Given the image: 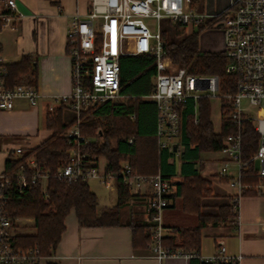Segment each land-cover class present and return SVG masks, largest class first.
<instances>
[{"label":"built area","instance_id":"2783aa9c","mask_svg":"<svg viewBox=\"0 0 264 264\" xmlns=\"http://www.w3.org/2000/svg\"><path fill=\"white\" fill-rule=\"evenodd\" d=\"M90 8L84 14L73 17L68 31V56L71 62V92L55 96L48 113L58 105H65L76 114V123L66 132L68 144H87L89 139L80 131L81 114L105 104H118L126 99L121 94L120 58L127 55H152L156 59L157 73L153 79V91L144 97L155 103L158 110L157 136L160 149L173 151L180 146L182 128L181 106L189 100L198 103L207 97L218 99L221 107L227 108V119L236 125L237 131L228 136L219 151L222 164L217 172L220 178L228 179V185L236 190L234 210L247 192L264 190V0H227L226 7L211 14L197 11L192 0H87ZM19 13L15 0L0 4V111H11L17 100L28 101L36 106L41 99L37 87L28 82L9 86V64L2 55L1 33L14 25ZM216 19L215 25L224 31L225 47L222 52L229 59L225 72L234 77L235 91L221 92V79L217 75L189 74L179 68L166 55L165 33L167 27L198 29L200 23ZM156 22V26L147 23ZM167 26H163V22ZM257 108L262 113L254 116L244 106ZM130 118H134L130 116ZM245 122L252 124L258 134V148L248 159L242 157ZM199 124V119L195 120ZM23 149L16 148L19 156ZM175 154V155H176ZM256 164L257 184L243 182L244 169ZM258 164V165H257ZM233 166V167H232ZM27 167L12 174L0 172V264H36L45 258L38 250H23L16 244L20 218H12L7 210L14 194L22 195L38 184L47 197L49 172L41 171L34 157ZM235 175L231 177V170ZM57 176L68 182L98 180L111 188L115 174L106 173L101 159L82 153L76 148L70 151L67 165L57 171ZM123 182L129 191L141 188L150 190L146 212L149 240L147 248L153 258L168 257L198 258L201 264H244L241 254L228 251L220 242L216 252L202 256L183 250L170 252L164 247L167 229L163 214L172 205V196L177 191L176 181L158 173L154 176L133 174L125 165ZM51 257V256H50Z\"/></svg>","mask_w":264,"mask_h":264},{"label":"trees","instance_id":"16d2710c","mask_svg":"<svg viewBox=\"0 0 264 264\" xmlns=\"http://www.w3.org/2000/svg\"><path fill=\"white\" fill-rule=\"evenodd\" d=\"M194 3L198 0H192ZM216 19L206 20L198 29L178 41L165 39V51L179 68L189 74L217 75L221 79V92L235 91L234 77L225 72L229 59L224 52H201L200 33L214 25ZM180 28V26H177ZM175 27V29H177ZM166 34V33H165ZM30 70L29 63L23 59L20 63L9 65V86L21 82V77ZM156 59L152 55H127L120 58L121 94L126 99L118 104H105L81 114L79 124L83 136L89 139L87 144L70 145L66 132L76 123V114L71 122L63 119L61 105L46 116V128L52 132L49 139L39 147L24 151L21 155H12L7 159L5 172L12 174L27 167V162L34 157L41 171L49 172L47 197L38 184L31 191L22 195L14 194L7 205L12 218H27L34 221L37 230L34 235L18 234L16 244L23 250H38L42 257L52 256L59 246L66 231L65 221L74 212L81 228L120 226L121 209L130 197L129 187L123 182L125 165L133 174L154 176L161 173L167 178V164L175 150L160 149L157 136L158 110L152 101L144 97L153 91V79L156 76ZM221 129L216 132L211 120V100L207 97L198 103L189 100L181 106L182 128L178 152L183 159V180H176L177 191L172 198H181L183 211L197 216V225L193 228L175 229L180 241L175 237L165 236L164 247L170 252L183 250L187 253H200L202 230L208 223H220L237 216L233 211L236 204L220 209L218 216H205L201 213V200L211 194V184L196 171L184 174V163L189 153L219 152L226 138L237 131L236 125L227 119V108L221 107ZM133 116L134 118H130ZM199 119V124L195 120ZM242 157L248 160L257 150L259 137L253 126L245 122ZM194 146L193 150L191 147ZM76 148L82 153L104 159L106 173L116 175L114 185L118 189V201L110 208L99 210L96 193L88 182H68L58 178L59 168L68 164L70 151ZM256 164L244 169L243 182L257 184ZM168 171V172H167ZM133 234V244L137 248L145 247L149 236L146 226L129 224Z\"/></svg>","mask_w":264,"mask_h":264},{"label":"crops","instance_id":"0c3cea01","mask_svg":"<svg viewBox=\"0 0 264 264\" xmlns=\"http://www.w3.org/2000/svg\"><path fill=\"white\" fill-rule=\"evenodd\" d=\"M3 1L0 0V4ZM15 1L21 15L16 17L13 26L1 33L2 55L9 65L18 64L23 59L28 61L30 70L21 77V82L35 85L41 93V99L36 106L20 99L16 101L13 110L0 111V172L5 170L6 161L16 148L30 151L51 137L52 132L45 124L48 107L53 104L55 96L67 95L72 88L68 31L73 17L86 14L90 8L87 0ZM198 3L201 6L200 12L214 13L212 5L215 0H198L194 6ZM217 5L219 11H222L227 0H218ZM214 100L211 101L213 124ZM219 104L221 129L220 101ZM74 117V111L67 107L63 109L66 123ZM220 129L215 131L219 132ZM186 158L188 161L184 163V174L196 171L211 184V194L203 196L201 200L202 215L218 216L221 208L233 206L236 190L228 185V179L217 175L222 155L219 152L189 153ZM167 164L172 166L167 169H171L167 171L170 176L168 179L182 181L181 153L170 155ZM230 174L231 177L235 175L234 169ZM104 189L99 195L91 188L98 197L101 212L113 207L118 201L116 185ZM136 192L133 190L129 193V200L121 209L120 226L81 228L75 213L71 212L65 221L66 231L55 253L36 264H201L198 258L168 257L157 260L152 257L147 244L141 248L134 246L129 224L145 225L147 234L149 228L146 205L150 190L141 188ZM172 200V205L163 214V223L167 229L166 236L175 237L179 242L175 229L193 228L198 218L183 211L181 198ZM236 212L237 216L226 222L207 224L202 230L200 255L214 254L217 245L222 242L229 252L241 254L244 264H264V190L247 192L241 197Z\"/></svg>","mask_w":264,"mask_h":264},{"label":"rangeland","instance_id":"374dc122","mask_svg":"<svg viewBox=\"0 0 264 264\" xmlns=\"http://www.w3.org/2000/svg\"><path fill=\"white\" fill-rule=\"evenodd\" d=\"M217 1L215 0V3L212 5V11L215 13L219 7L217 5ZM194 3V2H193ZM195 4V3H194ZM193 4V6H194ZM200 3L196 4V10L200 11ZM217 8V9H216ZM224 9V6L222 7ZM218 12L219 9H218ZM147 23L152 24V26H156V22L153 20H147ZM163 26H167V22L164 21ZM172 25L171 27H167V32L165 34V39L167 41H178L185 36L191 34L193 29L188 28V29H181L177 28L175 29ZM225 47V34L224 31L220 28H217V25H212L210 27L205 28L201 33H200V51L201 52H221L224 50ZM214 105V126L215 130L218 131L220 129V120L218 119V114H219V100L215 99L213 101ZM244 106L249 109V111L254 114V116L258 115L259 110L257 108H251L249 107L247 102H244ZM262 113V111L259 112V115ZM101 161L104 163V159L101 158ZM258 165V164H257ZM90 187L92 190L96 191L99 195L101 191H105L104 187L101 186V183L98 180H90L89 182ZM22 219V218H20ZM37 230L34 227V221L31 219L23 218L22 221H20V227L18 230L19 234L22 235H34L36 234Z\"/></svg>","mask_w":264,"mask_h":264},{"label":"water","instance_id":"95a60500","mask_svg":"<svg viewBox=\"0 0 264 264\" xmlns=\"http://www.w3.org/2000/svg\"><path fill=\"white\" fill-rule=\"evenodd\" d=\"M174 150H176V148H174Z\"/></svg>","mask_w":264,"mask_h":264}]
</instances>
